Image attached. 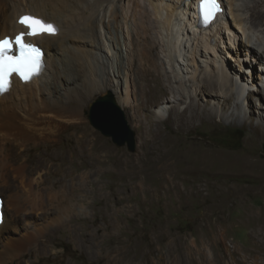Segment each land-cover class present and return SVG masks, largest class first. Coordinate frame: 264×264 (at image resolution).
Here are the masks:
<instances>
[{"label": "rangeland", "instance_id": "1", "mask_svg": "<svg viewBox=\"0 0 264 264\" xmlns=\"http://www.w3.org/2000/svg\"><path fill=\"white\" fill-rule=\"evenodd\" d=\"M11 1L23 9L31 3ZM152 3L164 4L160 0ZM142 6L153 11L150 2L142 1ZM45 7L48 14L56 12L53 4ZM226 8L230 16V6ZM60 20L65 31L73 24L65 16ZM221 23L217 25L221 44L217 57L202 47L193 48L186 36L183 45L190 40L187 49L173 53L184 69L180 79L187 87L179 80L174 82L177 97L185 94L183 100L175 102L173 94H166V87L171 86L165 80L153 83L152 88L157 89L152 92L158 102L143 113L142 129L131 111L121 107L136 133L135 152L127 145H116L89 120L90 107L97 98L111 92L118 102L125 91L124 76H114L116 58L108 29L101 24L95 40L70 44L68 51L76 47L92 51L108 89L89 99L78 118H62L65 125H76L63 130V140L27 142L28 161L24 155L18 160L27 166V173L33 170L40 174L46 186L52 181L59 187L74 183L78 189H84L77 210L69 217L68 227L55 232L50 246L42 247L30 261L34 264H264V107H261L264 78H259L264 76L260 70L264 66L260 63L256 68L254 63L249 67L236 59H225V55L244 52L246 37L238 30L222 28ZM163 31L166 42L170 44L171 39L174 44L175 38ZM228 34H235V46ZM57 40L51 43L58 45ZM94 42L100 43L103 51ZM68 51L63 53L56 48L48 52L52 65L47 84L53 81L56 67L62 65ZM180 51L182 56L178 55ZM244 70L251 74L250 79L243 74ZM210 72L215 77L211 82L207 81ZM225 72L227 77L223 82L220 76ZM241 75L244 83L240 82ZM197 83L202 86L201 91L189 94ZM220 84L226 93L221 92ZM78 85L63 87L61 93L65 95V89L77 90ZM164 106L176 107L175 112L158 122L156 114ZM238 116L242 121H238ZM80 127L90 131L86 149L82 142H77L84 136ZM143 131L148 134L143 135ZM38 160L44 163L40 169L35 166ZM199 186L204 190L198 191ZM216 186L217 189L211 190ZM0 188L7 191L3 185ZM83 200L86 202L82 203ZM53 219L50 216L45 221L30 219L29 228L49 225Z\"/></svg>", "mask_w": 264, "mask_h": 264}, {"label": "bare ground", "instance_id": "2", "mask_svg": "<svg viewBox=\"0 0 264 264\" xmlns=\"http://www.w3.org/2000/svg\"><path fill=\"white\" fill-rule=\"evenodd\" d=\"M142 1L150 2L153 11L149 12L143 7ZM160 1L164 4L155 5L152 0H30L29 7L23 9L11 0H0V27L3 29L2 32L0 30V39L14 38L20 32L26 31L25 27L18 23L23 16L37 17L47 23H54L59 28V32L54 35L26 37L27 42L44 49L46 70L31 82L24 83L15 79L10 91L0 95V186L7 188L6 192L0 188V196L4 201L3 222L0 225V264H34L29 258L37 255L42 247L50 246L55 232L68 227L69 217L77 210L79 195L84 190L78 189L74 183L69 187L67 185L59 187L58 183L51 181L50 186H46L40 174L33 170L27 173L25 171L27 166L18 163L22 155L26 157V162L28 161L27 142L63 140V130L76 125H65L61 122L62 118H78L89 99L108 89V83L103 81V77L101 78V68L92 51L86 52L79 47L73 49L74 51H68L70 44L96 38L101 24L108 29L116 58L114 76L118 78L124 76L125 81V91L122 97H118V103L131 111L135 123L139 124L141 129L143 113L149 111L151 105L158 102L152 92L157 89V87L152 88L153 83H159L163 79L171 86L170 89L166 87V94H173L175 102L185 98V94L177 97V87L174 86V82L178 80L183 83L180 72H184V69L181 68V63L174 54L178 52L177 49L182 51L187 49L190 40L183 45L185 36L191 39L190 45L193 48L202 47L207 53H214L217 57L221 49L217 25L222 22V28L228 31L238 30L246 37L245 50L240 53L241 56L233 54L225 55L224 58L236 59L249 67L254 63L256 68L260 63L264 66V0H226V2L221 0L224 12L218 15L212 26L203 29L198 26L196 12L200 0ZM48 3L56 7V12L52 15L45 10ZM227 5L230 6V16L227 13ZM61 16L73 22L68 25L67 31L63 19L60 20ZM163 30L168 32L169 37L175 38L174 44H171L172 40L169 38L171 45L166 42ZM61 35L66 37L62 39ZM59 37L61 41L57 40ZM233 37L235 34H228L231 43L235 41ZM213 38L216 39V44H212ZM55 40L58 41L59 46L51 43ZM94 43L95 46L99 45L96 47L100 51H103L100 43ZM55 47L60 48L63 53L67 51L69 53L62 59V65L59 63L61 66L56 67L55 74L51 78L53 81L47 84V75L51 73L52 65L48 52L55 51ZM182 51L178 53L179 56H182L180 55ZM239 66L241 68L240 63ZM218 69L220 71V68ZM260 70L264 75L262 71L264 67ZM246 73L247 70H244L243 74L251 75ZM220 77L224 82L227 77L226 72ZM243 77L241 75V81H238L241 83L245 81ZM259 78L263 79V76ZM214 79L211 72L207 74V81L211 82ZM193 82L195 85L196 79ZM71 84L78 85L79 89L70 91L65 89L67 93L65 95L61 93L63 87L66 88ZM182 85L187 87L185 81ZM220 85L219 88L224 93L226 89L223 84ZM34 86L39 87L35 89ZM193 88L189 94L201 91L202 86L197 83ZM19 91L20 93L24 91V95H20ZM47 95H50L48 99ZM166 102L169 104L170 101ZM167 108L168 106H164V109L156 114L158 122L166 120L176 109V107ZM238 121H242L239 116ZM80 128L84 136L77 142H82V146L86 149V138L90 135V131L87 128ZM146 134L147 131H143V135ZM72 150L74 152L75 148ZM82 157L85 158L84 155ZM84 163H86L85 159ZM35 166L40 169L44 163L38 160ZM59 166L62 167L61 164ZM214 189H217V186L211 188ZM197 190H204V187L199 186ZM85 202L86 200L82 201ZM49 216L54 218L49 225L43 227L33 225L32 229L36 228L35 230L29 228L30 219L45 221Z\"/></svg>", "mask_w": 264, "mask_h": 264}, {"label": "snow or ice", "instance_id": "3", "mask_svg": "<svg viewBox=\"0 0 264 264\" xmlns=\"http://www.w3.org/2000/svg\"><path fill=\"white\" fill-rule=\"evenodd\" d=\"M200 7L206 22L214 19L219 11L218 0H200ZM18 23L24 26L26 31L20 32L14 38L0 39V94L10 90L13 75L28 81L41 69V50L27 42L26 37L54 35L57 31L53 24L33 16H23Z\"/></svg>", "mask_w": 264, "mask_h": 264}, {"label": "water", "instance_id": "4", "mask_svg": "<svg viewBox=\"0 0 264 264\" xmlns=\"http://www.w3.org/2000/svg\"><path fill=\"white\" fill-rule=\"evenodd\" d=\"M89 120L93 127L120 146H126L132 152L136 150V133L131 128L126 114L110 92L100 96L90 107ZM3 198L2 196H0Z\"/></svg>", "mask_w": 264, "mask_h": 264}]
</instances>
